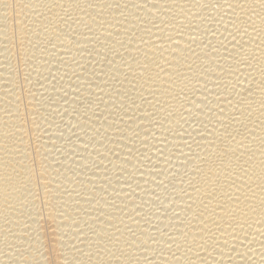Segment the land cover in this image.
Listing matches in <instances>:
<instances>
[{"label":"bare ground","instance_id":"bare-ground-1","mask_svg":"<svg viewBox=\"0 0 264 264\" xmlns=\"http://www.w3.org/2000/svg\"><path fill=\"white\" fill-rule=\"evenodd\" d=\"M0 264H264V0H0Z\"/></svg>","mask_w":264,"mask_h":264}]
</instances>
